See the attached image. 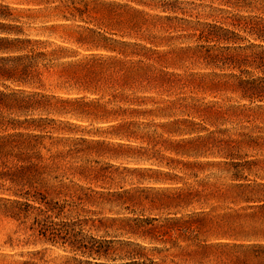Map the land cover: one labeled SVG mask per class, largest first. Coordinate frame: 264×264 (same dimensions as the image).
I'll return each instance as SVG.
<instances>
[{
  "label": "rangeland",
  "instance_id": "1",
  "mask_svg": "<svg viewBox=\"0 0 264 264\" xmlns=\"http://www.w3.org/2000/svg\"><path fill=\"white\" fill-rule=\"evenodd\" d=\"M3 1L18 19L22 39L41 43L38 51H57L51 68H43L48 60L39 59V83L22 89L59 99L82 98L99 105L79 109L88 116L43 115L40 125L45 129L21 130L36 135L38 152L44 159L56 153L65 155L53 174L57 179L50 180L49 186L64 183L69 189L76 188L74 184L83 187L84 202L56 197L48 188L40 189L58 205L68 202L59 220L75 222L74 230L79 235L105 241L107 257L100 260L105 264L225 261L224 255L219 256L231 252V245L244 238L225 234L228 227L214 217L232 209L247 214L252 212L248 206L264 201V143H249L250 138L264 137V118L222 115L228 106L241 104L236 94L223 87L197 88L166 81L155 86L147 85L145 79L154 69L181 76L238 74L207 67L189 52L177 53L198 44L185 21H217L254 41L242 27L227 22L249 16L247 20L258 23L264 13L235 7L227 0ZM245 1L255 6L256 0ZM83 2L88 4L86 8ZM114 41L130 45L125 49L128 54L141 56L125 57L102 48L114 46ZM244 44L247 42H240ZM26 48L30 51V46ZM152 50L162 55L161 65L154 61L157 58H153ZM147 56L154 60H147ZM97 59L102 66L94 70L88 67L80 71L68 65ZM114 60H121L123 65H111ZM136 61L150 67V71L137 73V64H130ZM82 169L86 177L79 175ZM236 184L249 187L238 194L242 199L235 203L211 200L206 204L201 198L200 203L184 207L169 199L177 189L223 191ZM0 185V197L7 196L9 184L0 181ZM246 198L252 201L246 203ZM211 205H217L210 212L213 222L197 234L183 229L187 214L207 212ZM261 219L259 213L253 222L258 225ZM17 226L0 215V264H63L64 258L71 257L81 264H93L91 258L60 242L31 238L28 244L14 240L9 245L8 237L17 238L12 234ZM151 230L160 234L158 240L150 237Z\"/></svg>",
  "mask_w": 264,
  "mask_h": 264
},
{
  "label": "trees",
  "instance_id": "2",
  "mask_svg": "<svg viewBox=\"0 0 264 264\" xmlns=\"http://www.w3.org/2000/svg\"><path fill=\"white\" fill-rule=\"evenodd\" d=\"M227 1L235 7H242V9L246 7L264 13V2L260 0L254 1L255 6L252 2L251 4L245 3V0ZM245 4L248 6H244ZM83 5L85 8L88 6L86 2H83ZM170 10L176 11L174 8H170ZM249 18L251 17L238 16L236 22L229 20L227 24L233 27H242L247 35L253 37L254 41L242 38L234 30L217 21H185L187 25H190L188 28L190 27L194 31L193 35L198 44L176 51L184 54L186 52L191 53L192 57L202 60L207 67L221 71L230 69L237 71L238 74L210 72L208 74L188 73L181 76L167 74L161 69H154L150 72L152 75L145 79L147 85L156 86L166 81V83H181L182 86L195 85L197 88L203 86L212 87V89L223 87L236 94L237 100L241 104L228 106L225 108L227 113H221L222 115H229L234 118H264V18L259 16L258 23L247 20ZM240 20L243 21V24L240 23ZM22 35V27L18 25V19L13 17L12 9L3 0H0V181L9 184L5 190L8 195L0 197V215L18 224L17 229L12 233L17 235V238L8 237V244L12 245L14 240L16 243L28 244L31 238H40L45 243L60 242L67 244L71 251L91 258L93 264H105L101 263L100 260L107 257L108 249L105 248L107 243L83 236V234L79 235L74 230L75 222L59 220V216L63 213V209L68 206V202L65 200L63 204L58 205L55 201L47 199L48 192L40 191V189L48 188L56 197L63 195V197L71 198V200L85 201L83 198L85 194L82 193L84 190L80 185L74 184L76 188L73 189H69L64 183H59L56 186L48 185L50 180L57 179L53 174L59 169L58 162L65 158V155L56 153L44 159L38 152L39 144L36 142V135L21 132V130L45 129L40 125L44 122L43 115L88 116L89 113L79 109L99 105L95 101L84 102L82 98L59 99L22 89L39 83V59L41 57L47 59L48 62L43 64V68H51V62L57 52L54 50L38 51L41 43L22 39ZM245 41L247 44L240 45V42ZM28 46H30V51H26ZM129 46L114 41V46H102V48L125 57L141 56V54H134L133 52L128 54L125 49ZM132 46L136 47L135 44ZM24 51L25 53H22ZM171 52L176 54L174 51ZM152 55L157 60L150 56H147L146 59H153L158 65H161L162 55L153 52V50ZM99 60L90 61L92 63L86 61L68 65L76 66L75 68L80 69V71L88 67V69L94 70L102 66L98 63ZM110 64L122 66L123 62L114 60ZM130 64L133 67L135 66L133 64H137V73L150 71V67L142 65L141 61ZM189 99L193 100V98ZM35 113L38 115L35 116ZM249 143L256 146L262 145L264 137H261L260 140L259 138H250ZM43 159L44 161H42ZM85 174L83 169L80 170L79 175ZM154 181L159 182V180ZM247 187L249 185L236 184L223 191L220 188L215 190L207 188L201 191L177 189L169 199L176 202L178 206V203H181L180 205L184 207L200 203L201 198L206 204L211 200H230L235 203L238 199H242L238 194H241ZM251 201V198L245 199L246 203ZM248 207L252 209V212L247 214H241L238 210L232 209L230 212L217 213L218 215L214 217L223 226L228 227L224 232L225 234L244 238L241 243L231 245L232 251L228 252L229 254L225 253L219 256L224 255L226 257L225 261L220 264H264V201ZM216 208L217 205H211L207 212L198 211L187 214L182 226L183 229L188 233H199L205 226L213 222L210 212H214ZM34 212L38 214L33 216ZM259 213L262 219L257 225L253 220ZM248 219L250 222H247ZM179 221L181 219L174 222L178 223ZM175 226V224L172 225V228ZM149 235L154 240H158L160 237V234L153 230L149 232ZM32 243L35 244L36 242ZM32 255L35 256V254ZM81 263L75 257L64 258L63 262V264ZM87 263L92 264L91 262ZM20 264L37 263L24 261Z\"/></svg>",
  "mask_w": 264,
  "mask_h": 264
}]
</instances>
